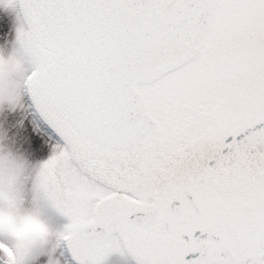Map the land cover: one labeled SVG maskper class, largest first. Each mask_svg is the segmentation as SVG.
<instances>
[{
	"label": "snow or ice",
	"instance_id": "obj_1",
	"mask_svg": "<svg viewBox=\"0 0 264 264\" xmlns=\"http://www.w3.org/2000/svg\"><path fill=\"white\" fill-rule=\"evenodd\" d=\"M0 5V264H264V0ZM26 94L58 136L36 166Z\"/></svg>",
	"mask_w": 264,
	"mask_h": 264
},
{
	"label": "rangeland",
	"instance_id": "obj_2",
	"mask_svg": "<svg viewBox=\"0 0 264 264\" xmlns=\"http://www.w3.org/2000/svg\"><path fill=\"white\" fill-rule=\"evenodd\" d=\"M22 20V13L19 6L16 8L4 7L0 5V51L5 55L9 54L14 46L16 38V30ZM24 107L28 108L27 113L20 110L18 125L21 129L19 135L24 137L23 141L14 139L9 143L12 144L14 150L20 152L31 165H39L46 160L51 154V144L54 140L49 139L41 130L40 120L33 111L28 102L26 95L24 96ZM9 110L5 107L0 109V125L8 119ZM30 121H32L30 123ZM26 126V127H25Z\"/></svg>",
	"mask_w": 264,
	"mask_h": 264
},
{
	"label": "flooded vegetation",
	"instance_id": "obj_3",
	"mask_svg": "<svg viewBox=\"0 0 264 264\" xmlns=\"http://www.w3.org/2000/svg\"><path fill=\"white\" fill-rule=\"evenodd\" d=\"M42 132L47 135L49 139L52 137H55L47 128H45L43 125L40 127ZM56 138V137H55ZM57 139V138H56ZM55 142V140H54ZM104 264H136V260L134 257H132L127 252H116L109 255L105 261Z\"/></svg>",
	"mask_w": 264,
	"mask_h": 264
},
{
	"label": "clouds",
	"instance_id": "obj_4",
	"mask_svg": "<svg viewBox=\"0 0 264 264\" xmlns=\"http://www.w3.org/2000/svg\"><path fill=\"white\" fill-rule=\"evenodd\" d=\"M0 55H3V52L0 51ZM9 68H8V62H7V57H5V71H8ZM34 227H39L38 225H34Z\"/></svg>",
	"mask_w": 264,
	"mask_h": 264
},
{
	"label": "water",
	"instance_id": "obj_5",
	"mask_svg": "<svg viewBox=\"0 0 264 264\" xmlns=\"http://www.w3.org/2000/svg\"><path fill=\"white\" fill-rule=\"evenodd\" d=\"M30 100H31V99H30ZM31 102H32V101H31ZM33 106H34V105H33ZM37 112H38V111H37ZM38 114H39V113H38ZM39 116H40V115H39ZM41 119L43 120V118H42V117H41ZM43 121H44V120H43ZM44 122L47 124V122H46V121H44ZM47 125H48V124H47ZM48 127H49V128H51V127H50V125H48ZM51 129H52V128H51ZM52 130H53V129H52ZM53 131H54V130H53Z\"/></svg>",
	"mask_w": 264,
	"mask_h": 264
}]
</instances>
